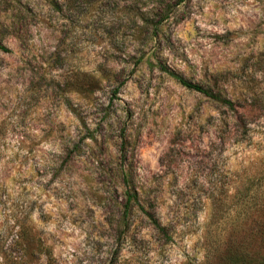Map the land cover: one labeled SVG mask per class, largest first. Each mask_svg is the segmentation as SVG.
Wrapping results in <instances>:
<instances>
[{
    "label": "rangeland",
    "instance_id": "rangeland-1",
    "mask_svg": "<svg viewBox=\"0 0 264 264\" xmlns=\"http://www.w3.org/2000/svg\"><path fill=\"white\" fill-rule=\"evenodd\" d=\"M0 42V264L264 251L238 226L264 202V0H0ZM164 64L262 115L226 127Z\"/></svg>",
    "mask_w": 264,
    "mask_h": 264
},
{
    "label": "trees",
    "instance_id": "trees-1",
    "mask_svg": "<svg viewBox=\"0 0 264 264\" xmlns=\"http://www.w3.org/2000/svg\"><path fill=\"white\" fill-rule=\"evenodd\" d=\"M169 4L162 8V12H169ZM144 21L147 23L149 18L144 16ZM155 29H158L155 27ZM158 35V32L157 34ZM0 48L9 51L10 49L3 45L0 42ZM160 69L171 77L175 78L178 82L184 86L202 92L210 99L220 103L222 106L226 107L232 112V115H229L228 118L224 119V124L227 127L229 121H235V123L244 128L245 131L251 129L250 124L252 119L255 116L262 115L260 108L256 105L244 106L240 104L239 101H236L226 95L221 91H215L212 87H207L202 84L193 82L185 78L182 74L178 73L174 69L170 68L166 64L161 65ZM252 188H246L243 190L241 195L246 198L247 203L243 204V219L239 222V231L240 232H264V202L257 201L258 193L252 192ZM245 201V202H246ZM135 202H139L138 193L129 192L127 209H132ZM263 213V215H259ZM252 214H256V217H252ZM150 219L154 221L157 228H162L163 226L160 222L154 218L152 214H149ZM216 217V214L211 213V219ZM18 232H32L31 227L28 223H23L21 229ZM241 243L236 247H230L226 251L221 252L219 244L211 238L207 239L206 249H205V258L201 262H190L188 264H264V251L256 250L252 247V242L250 245L246 242V239H242Z\"/></svg>",
    "mask_w": 264,
    "mask_h": 264
}]
</instances>
